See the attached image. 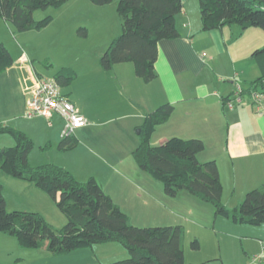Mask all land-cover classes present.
<instances>
[{"label": "crops", "instance_id": "0c3cea01", "mask_svg": "<svg viewBox=\"0 0 264 264\" xmlns=\"http://www.w3.org/2000/svg\"><path fill=\"white\" fill-rule=\"evenodd\" d=\"M175 26L179 37L161 40L157 45L153 81L146 83L138 78L131 63L115 65L105 72L98 59L90 69L78 73L80 90L67 86L63 91L60 87L62 95L87 120V125L74 131L76 146L63 152L66 156L55 163L79 182L96 178L113 203L128 216L129 223L137 227L201 226L211 214L210 208L186 191L167 197L162 185L141 171L133 160L132 152L139 145L134 130L147 113L161 105L171 104L174 109L156 127L151 145L171 137L202 140L204 150L197 158L200 162L215 161L223 188L222 200L228 197L227 203H222L228 209L237 206L242 196L264 182V103L260 112L248 100L247 104L232 109L223 107L236 83L244 86L263 75L259 62L251 57L253 51L264 47L262 30H241L231 25L203 31L198 4L194 6L189 0H183ZM20 50L15 51V57L10 52L13 64L0 74V123L22 131L39 144L44 141H37L31 125L40 122L50 127L54 121H63L56 115L49 119L23 117L36 78L52 79L53 75L45 77L38 73L24 49ZM60 140L59 134L49 137L45 147H57ZM32 153L28 155L29 164H38ZM0 182L5 188L8 211L19 210L8 209L12 207L35 211L44 219L46 211L58 227L63 226L52 208V200L34 185L11 178L1 170ZM9 187L17 190H8ZM219 219L216 217L215 222L224 225ZM5 243L11 244L15 264H107L128 257L113 243L61 256L46 249L21 248L17 241L15 246V242L0 234V248ZM183 244L182 239L185 259Z\"/></svg>", "mask_w": 264, "mask_h": 264}, {"label": "trees", "instance_id": "16d2710c", "mask_svg": "<svg viewBox=\"0 0 264 264\" xmlns=\"http://www.w3.org/2000/svg\"><path fill=\"white\" fill-rule=\"evenodd\" d=\"M67 1L0 0V19L11 23L18 31L40 30L51 23L52 17L34 21L33 13L49 7L58 8ZM89 1L105 6L112 0ZM182 8L183 0H119L116 12L121 32L100 56V68L107 72L115 65L131 63L138 78L146 83L153 81L157 45L161 40L179 37L175 18ZM199 13L203 31L236 25L241 30L257 28L264 32V0H199ZM78 33L86 36L84 29ZM251 57L259 62L263 75L242 86L246 96L252 92L264 94V47L253 51ZM12 64L10 52L0 44V74ZM75 78L74 70L63 68L52 79L63 88ZM173 109L171 104H164L144 116L138 127L140 142L132 152L137 167L160 183L167 197L173 198L186 191L212 205L216 217L232 224L264 225V182L247 192L237 206L228 209L222 203L223 188L215 161L200 162L197 158L204 150L202 140L171 137L151 145V135ZM1 135L10 136L14 145L0 150V170L45 193L66 223L54 229L37 212L8 211L0 184V234L14 237L21 248L46 249L55 256L94 245L118 243L128 257L107 264H191L184 260L181 226L137 227L130 224L128 216L113 203L96 178L79 182L69 171L53 164L33 167L28 162L34 146L32 140L22 131L2 123ZM76 144L72 134L61 137L57 149L67 152ZM190 245L193 250L199 249L197 241Z\"/></svg>", "mask_w": 264, "mask_h": 264}, {"label": "rangeland", "instance_id": "374dc122", "mask_svg": "<svg viewBox=\"0 0 264 264\" xmlns=\"http://www.w3.org/2000/svg\"><path fill=\"white\" fill-rule=\"evenodd\" d=\"M118 1L112 0L108 5L97 6L89 0H68L58 8L49 7L45 10H37L33 13L34 21H39L46 16L52 17L51 23L45 29H40L41 31L39 30V32L36 30L18 31L11 23L0 19V44L3 43L2 45L11 52L13 57L16 56L15 51H19L22 47L29 57V63L32 61V66L38 73L45 77H52V75L63 68L74 70L77 77L71 82L69 87L74 91L77 89L80 90L81 77L78 76V73L83 72V69H90L94 62H98V59L110 41L120 34L121 23L116 12ZM189 2L190 4L194 2V6L197 3L199 8V0H189ZM80 29L86 31L85 37L80 36L78 33ZM69 87H63V91ZM78 92L80 93V91ZM62 123L59 120L54 121L50 127L46 123L43 124L40 122L38 124L34 123V125L30 124L35 131L34 135L37 141H44L38 144L31 138L34 146L30 153L33 152L34 161L36 163L38 162V164L31 166L37 167L53 164L61 167L55 162L64 158L66 153L58 151L56 146L53 148L45 147V144L47 138L49 139V137L51 138L57 134L61 136L64 127V123L63 125ZM138 130V128L134 130V135L137 140H139ZM7 140H10L11 144H1V142H7ZM158 144H154L153 146ZM13 145L14 141L10 136H0V150L12 147ZM8 190L17 189L9 187ZM4 192L5 188H3V194ZM244 197H241L239 203L243 201ZM227 199L228 197L225 196L222 200L223 203ZM204 204L207 209L210 208L211 214L208 218L206 216L207 219H204L203 223L200 222L201 226L192 224H182L183 226H181L184 233L183 246L186 253L185 259L189 260L188 262L185 261L186 263L250 264L251 262L252 264L254 258L257 262L264 263V257H258L264 254L262 251V247H264V225H235L223 218L219 219L224 224L221 225L218 221L215 222L216 216L214 215L212 205L209 203ZM9 207L11 206L9 205ZM13 208L19 209L17 211H23V209L21 210L16 207L8 209ZM52 208L56 212V216L62 220L64 226L65 217L55 209L54 203L52 204ZM44 213L46 219L52 225L57 226L56 220L46 211ZM130 215L133 219L132 214ZM63 226H57L58 228L53 226V228L60 229ZM3 237L9 242H15L14 244L16 246L14 237L6 235H3ZM193 241L198 242V250L191 248L190 244ZM113 244L118 248H122L125 254H128L120 244ZM10 247L11 244L5 243L0 248V264H15L14 254L11 252ZM117 259L122 260L121 258ZM117 259L115 261H118Z\"/></svg>", "mask_w": 264, "mask_h": 264}, {"label": "built area", "instance_id": "2783aa9c", "mask_svg": "<svg viewBox=\"0 0 264 264\" xmlns=\"http://www.w3.org/2000/svg\"><path fill=\"white\" fill-rule=\"evenodd\" d=\"M247 100L257 112H260L264 103V94L252 92L248 96L243 95L242 85L236 83L231 97L223 101V107L232 109L235 106L247 104ZM53 115L58 116L64 123L61 137H68L74 134L76 129L87 125V120L62 95L60 86L53 79L37 77L35 86L26 101L24 116L27 118L41 116L49 119ZM262 251L264 252V247ZM258 257L262 258L264 254ZM252 264L264 263L257 262L254 258Z\"/></svg>", "mask_w": 264, "mask_h": 264}, {"label": "water", "instance_id": "95a60500", "mask_svg": "<svg viewBox=\"0 0 264 264\" xmlns=\"http://www.w3.org/2000/svg\"><path fill=\"white\" fill-rule=\"evenodd\" d=\"M137 133L139 134V130L137 131Z\"/></svg>", "mask_w": 264, "mask_h": 264}]
</instances>
